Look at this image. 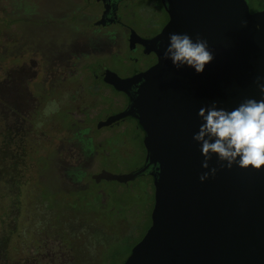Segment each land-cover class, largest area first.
Returning a JSON list of instances; mask_svg holds the SVG:
<instances>
[{"label":"flooded vegetation","instance_id":"flooded-vegetation-1","mask_svg":"<svg viewBox=\"0 0 264 264\" xmlns=\"http://www.w3.org/2000/svg\"><path fill=\"white\" fill-rule=\"evenodd\" d=\"M16 1L0 2L4 4L0 13L5 14L0 44L3 132L10 136L14 130L27 137L36 135L38 139L50 133L59 135V148L52 157L43 160L42 166L64 171L50 177L54 186L67 193L70 213L79 211L82 203L88 212H104L105 197L96 189L103 180L96 177L104 171L103 159L111 160L105 148L111 138H100L97 133L139 134L142 141L145 136L134 117L103 125L129 108L130 96L140 86L133 85L127 93L116 89L108 78L115 75L130 79L158 64L161 35L170 22L167 3L164 0ZM259 5L258 10L249 6L251 13L262 11L264 0ZM12 17L25 23L23 35H11ZM120 143L114 147H126L124 137ZM143 154L144 163L135 171L146 165V150ZM155 170L151 166L142 175L147 182L145 191L138 196L139 202L145 197L151 199L152 211L155 187L151 172ZM129 184L125 185L129 187ZM38 211L35 237L27 239L25 233L26 236L17 240L21 244L17 248L18 264H96L90 257V252L96 249L97 264L102 263L105 244L97 243L94 234L84 241L90 248L88 252L84 242L77 244L85 237L82 229L70 227L66 232L54 222L55 217L46 206ZM11 242L7 238L3 243V252L7 254L4 264H10L11 252L16 249Z\"/></svg>","mask_w":264,"mask_h":264},{"label":"water","instance_id":"water-1","mask_svg":"<svg viewBox=\"0 0 264 264\" xmlns=\"http://www.w3.org/2000/svg\"><path fill=\"white\" fill-rule=\"evenodd\" d=\"M164 2L170 22L158 64L130 79L108 78L127 93L140 84L129 108L103 125L136 118L145 133L146 165L122 175L103 171L96 179L126 184L156 169L151 225L124 264H264V168H220L213 154L205 169L193 139L203 123L201 107L231 111L264 96V9L251 13L247 0ZM170 33L207 40L214 58L202 73L164 58ZM213 167L215 176L201 182Z\"/></svg>","mask_w":264,"mask_h":264},{"label":"rangeland","instance_id":"rangeland-1","mask_svg":"<svg viewBox=\"0 0 264 264\" xmlns=\"http://www.w3.org/2000/svg\"><path fill=\"white\" fill-rule=\"evenodd\" d=\"M247 1L252 10L259 9L261 0ZM0 2L17 1L0 0ZM55 2H70V0H55ZM3 6L0 4L1 8ZM4 18V12L0 13L1 45L3 43ZM24 31L25 23L20 22L16 17H12L11 35L21 36ZM2 72L3 70L0 72V86L3 82ZM59 112H64V110H59ZM37 128L41 129L40 127ZM37 131L40 132V130ZM97 134H100V138H111L108 141L109 145L105 147L110 152L111 160L103 159L102 170L116 175L129 174L144 163L143 153L146 149L141 135L138 134L137 136L131 133L122 135L115 132L112 134L106 131ZM6 137L0 118V146H7V151L11 152L15 161H18L17 172L20 178L18 187L15 190L14 185L12 196L6 200V205L8 204L6 214L0 216V264H4V256L7 255L3 252V243L7 238H11V246L16 248L15 251L12 250L11 252L10 264H18L20 252L17 251V248H21V244L17 240L26 236L25 233L27 239L35 237L34 226L40 217L38 209L42 206H46L48 212L55 217L54 222L61 229L69 232L70 227H72L74 230L82 229L85 232V237H82L77 244H82L85 240L87 242V238L91 237L92 234H94L97 243H104L105 251L103 261L100 264H123L151 225V199L145 197L142 198L141 202L138 200V196L142 194L143 190L145 191L146 177L141 176L134 182H130L129 187L119 182L103 180L96 185V189L103 193L105 200L102 201L107 203V209L104 212L92 213L88 212L87 207H84L85 204L82 203L79 207L81 209L72 214L70 213L68 197H65L67 193L54 186L55 184L52 183L50 177L64 174V171L58 172L56 168L42 166L43 160L52 157L55 150L59 148V135L50 133L47 134L46 138L38 139L36 135L27 137L22 132L16 133L12 130L7 143H2ZM123 137L126 147L123 146L122 148L118 145L114 147V144H119ZM20 156L24 160L19 159ZM0 159L3 165H7V160L3 156ZM60 168L58 169L60 170ZM1 207L0 210H3ZM108 208L112 210L110 211ZM3 212L0 211V215ZM86 242H84L83 247H86L87 251L90 252ZM97 255L98 249L90 252V257L95 260L96 264L99 260Z\"/></svg>","mask_w":264,"mask_h":264},{"label":"clouds","instance_id":"clouds-1","mask_svg":"<svg viewBox=\"0 0 264 264\" xmlns=\"http://www.w3.org/2000/svg\"><path fill=\"white\" fill-rule=\"evenodd\" d=\"M256 27L259 30L260 25ZM169 41L164 58L170 59L177 69L187 65L202 73L205 65L214 58L207 40L200 36L193 41L186 33H170ZM259 89L264 94V84H260ZM198 115L203 123L193 139L201 144L203 168H209L213 154L217 156L220 168L231 169L233 164L257 171L264 168V96L260 100L246 99L231 111L218 109L215 105L201 107ZM217 170L213 167L210 172H204L200 181L215 176Z\"/></svg>","mask_w":264,"mask_h":264},{"label":"trees","instance_id":"trees-1","mask_svg":"<svg viewBox=\"0 0 264 264\" xmlns=\"http://www.w3.org/2000/svg\"><path fill=\"white\" fill-rule=\"evenodd\" d=\"M5 139L6 140H3L2 143L5 142L6 144L7 140L9 139L8 135ZM7 149L8 148L5 145L0 146V158H2L3 156V158L7 160V165H3L0 159V207L2 206L1 208L3 209L0 211H4L3 213H1L0 216H2L4 213L6 214V211L8 208V204L6 205L7 203L6 200L9 198V196H12L11 193H13L12 191H14V185H15V190H16V188L19 185V180H20L19 173L17 172L18 161L17 160L15 161L14 156H12L11 152H8ZM2 152L3 154L1 155ZM19 159L24 160L22 159V156H20ZM17 178L18 180H16Z\"/></svg>","mask_w":264,"mask_h":264}]
</instances>
